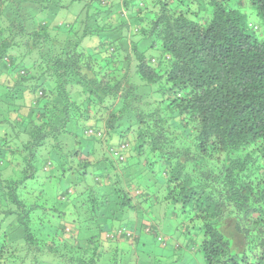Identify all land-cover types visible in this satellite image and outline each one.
<instances>
[{"label":"trees","instance_id":"1","mask_svg":"<svg viewBox=\"0 0 264 264\" xmlns=\"http://www.w3.org/2000/svg\"><path fill=\"white\" fill-rule=\"evenodd\" d=\"M77 1L0 0V264H122L118 241L155 229L122 226L130 159L161 166L205 264H264V0H89L67 18Z\"/></svg>","mask_w":264,"mask_h":264},{"label":"rangeland","instance_id":"2","mask_svg":"<svg viewBox=\"0 0 264 264\" xmlns=\"http://www.w3.org/2000/svg\"><path fill=\"white\" fill-rule=\"evenodd\" d=\"M88 1L89 0H78L70 4L68 6L70 13L67 17H74L82 12V5L86 4ZM65 16L59 15L58 17L64 18ZM45 17L46 12L37 13L34 19L41 21L44 20ZM61 18H57L59 19L58 21H61ZM248 19L254 24L257 20L253 12L249 15ZM130 28V30L133 29V27ZM123 29L122 34L126 37V27ZM132 32L134 31L132 30ZM131 40L135 42L137 49L145 57L158 56V51L150 48L149 42L142 40L138 35L131 34ZM2 97H5V95H3L0 90V98ZM71 127L75 135L82 139V129L75 124L71 125ZM101 141V143L94 142L96 144H94L93 148L97 149L98 154L102 153L106 147L103 143V139H101ZM87 143L93 144V140H89ZM90 160L92 161L93 158H90ZM130 161L131 159L126 163L123 176L128 180L134 178V184H137L134 185L136 186L135 189L140 191V195L134 198L137 209L128 211L125 216L121 218L122 226L129 228L136 224L140 225L144 221H149L155 227V232L152 231L150 235H145L146 237L144 234L140 236L137 249L130 250V248H132L131 245L128 243L126 244L123 240H119V251L121 255L117 256L118 259L121 260L122 264H205L201 253L197 250L201 238L199 223L190 220L189 217H191V215L183 211L180 203L172 204L163 199L166 189L164 182L165 177L162 173L161 166L159 164H154L152 167H148L139 164L134 167V161ZM66 182L67 178L57 181V183L53 185V189H51L53 194H57V192L62 190ZM145 193H147V196ZM144 198L145 200H143ZM4 223H6V220L3 222L0 221V227H3ZM75 226L77 229L78 224H75L74 227ZM82 231L83 230L78 229L77 233ZM91 233L92 232H87L86 234L90 235ZM135 250L139 252L135 254ZM121 252L124 253L122 254ZM48 256L49 254H46L44 258L50 259L46 258ZM47 261L48 260H46V262Z\"/></svg>","mask_w":264,"mask_h":264},{"label":"built area","instance_id":"3","mask_svg":"<svg viewBox=\"0 0 264 264\" xmlns=\"http://www.w3.org/2000/svg\"><path fill=\"white\" fill-rule=\"evenodd\" d=\"M249 25H251V24L249 23ZM85 134L87 136H96V137H101L102 136V132L100 130L98 131V130L93 129V128L87 129V131L85 132ZM124 147H126L125 144H122L119 147H115V148L111 149L112 154L118 160H121L122 161L124 159V154H123V151L125 149Z\"/></svg>","mask_w":264,"mask_h":264},{"label":"crops","instance_id":"4","mask_svg":"<svg viewBox=\"0 0 264 264\" xmlns=\"http://www.w3.org/2000/svg\"><path fill=\"white\" fill-rule=\"evenodd\" d=\"M57 18H61V17H58L57 16ZM57 18H55L54 20V22H56L57 23V21L59 20V19H57ZM67 18H69V17H67ZM97 39L95 38L94 39V45H96L97 44ZM86 45H88V46H90L91 45V43L89 42H87V44ZM93 45V46H94ZM4 77H5V74H3V76L2 77H0V82H3V80H4ZM26 95V97H25V99H26V101L28 102V101H31L32 100V96H30V95H28V94H25ZM117 139H114L113 141H116ZM138 222V221H137ZM103 240H104V242H103V245H105V247H108L109 249H111L112 247H114L115 245H117V243L116 242H107L106 241V239H104V238H102Z\"/></svg>","mask_w":264,"mask_h":264},{"label":"clouds","instance_id":"5","mask_svg":"<svg viewBox=\"0 0 264 264\" xmlns=\"http://www.w3.org/2000/svg\"><path fill=\"white\" fill-rule=\"evenodd\" d=\"M106 1V0H105ZM107 2V1H106ZM93 129H95V128H93ZM96 130H98V129H96ZM99 131V130H98ZM87 137H93V138H100V139H103L104 138V135L102 134V136L101 137H96V136H87ZM123 144V143H122ZM122 144H117L116 146H110V147H108L109 149H110V151H111V149H113V148H115V147H119L120 145H122ZM125 146L126 147H124L125 149H124V151H123V154H124V159L122 160V161H125L126 160V152H127V150H128V145L127 144H125ZM112 153V152H111ZM129 234H131V233H129Z\"/></svg>","mask_w":264,"mask_h":264}]
</instances>
